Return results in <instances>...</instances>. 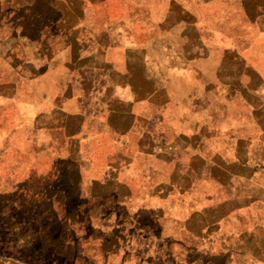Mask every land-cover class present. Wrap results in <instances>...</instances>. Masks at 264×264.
I'll return each mask as SVG.
<instances>
[{"label": "crops", "instance_id": "1", "mask_svg": "<svg viewBox=\"0 0 264 264\" xmlns=\"http://www.w3.org/2000/svg\"><path fill=\"white\" fill-rule=\"evenodd\" d=\"M212 1L0 0L27 159L124 181L95 229L122 213L139 241L107 264H264V47L213 31Z\"/></svg>", "mask_w": 264, "mask_h": 264}, {"label": "rangeland", "instance_id": "2", "mask_svg": "<svg viewBox=\"0 0 264 264\" xmlns=\"http://www.w3.org/2000/svg\"><path fill=\"white\" fill-rule=\"evenodd\" d=\"M210 10L213 31L232 40L238 34L244 44L263 50L264 0H213ZM23 115L0 109V264H107L108 251L123 256L130 242L138 243L139 230L122 227V213L116 214L118 227L95 229V211L112 199L103 192H114L124 181L95 185L90 160H42L44 165L27 159ZM107 214L98 213V218Z\"/></svg>", "mask_w": 264, "mask_h": 264}]
</instances>
